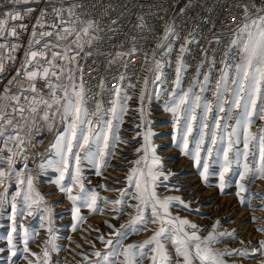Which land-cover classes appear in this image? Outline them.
I'll list each match as a JSON object with an SVG mask.
<instances>
[{
  "label": "snow or ice",
  "instance_id": "snow-or-ice-1",
  "mask_svg": "<svg viewBox=\"0 0 264 264\" xmlns=\"http://www.w3.org/2000/svg\"><path fill=\"white\" fill-rule=\"evenodd\" d=\"M9 2L14 6L13 9L0 11V73L5 71L6 61L15 62V53L23 46L20 36L29 31V25L23 21L30 18L35 11L32 7L18 10L15 6L30 5L36 0ZM48 4L49 7L41 9L40 16L31 25L24 58L16 69L15 76L0 91V153H8L6 157L0 156V163L7 165V170L0 168V186H3L6 179L11 178L13 172L17 184L25 186L17 191L11 202L13 223L7 237L11 256L17 255V252L12 250L15 248L13 233L18 231L16 216H23L25 212L32 215L33 206H39L43 201V197L33 186V177L14 169L17 151H25V136L22 133H25L29 125L35 128L39 120H43L51 131L56 117L59 116L61 121L66 123V128L62 134L56 135L55 142L51 145L56 150L58 159L48 161V166L53 167L59 174L54 183L73 204V231L77 228L76 222L84 219L80 215L82 207L88 208L91 213H103L104 209L98 203L101 199L104 203L119 206L113 208V212H122L125 205L135 210L134 214L129 213V220L121 224L119 229L109 224V228L113 229L109 238L104 235L97 237L104 244L105 251L102 253L97 250L92 253L97 258L95 264H143L145 259L150 260V264H225L222 255H231L232 252L226 250L219 253L212 244L218 241V237L235 238L233 232L217 235L216 228L220 221H216L212 226L213 230L207 236L201 237L198 225L178 215L173 216L170 211L173 201L179 202L185 209L189 207L188 204L178 196H167L163 199L159 197L156 191L157 182L161 176L164 180H167L168 176L161 171L162 163L156 155V147L151 139L154 133L150 127L142 133L141 147L135 149L139 159L131 162L130 171L126 175L127 187L120 190L99 185L106 191H118L117 199L101 198L95 190L85 187L82 167L84 161L91 164L95 168V174L100 176L102 170L108 166L109 158L116 155L117 143H130L118 133L120 126L125 123L123 117L128 112L127 101L132 99L127 89L134 88L135 85L129 83L125 87L124 81L129 78L120 74L117 77L120 87H115L112 91L110 107L104 109L102 102L97 101L95 110H91L87 106L84 75L78 57L85 46H90L97 39L94 35L97 25L93 20L81 19L76 11L80 7L77 3L65 5L64 0H48ZM242 19L244 23L237 27L235 38L225 50L224 59L221 61L223 67L219 70L220 74L214 86L211 72L217 61L213 58L208 71L202 72L201 69L208 63L207 50H204V60L198 66L192 84L186 90L182 87V74L186 70L183 55L188 51L187 45L193 42L185 38V43L179 48L175 80L164 110L170 112L173 117V141L184 155L190 156L198 170L202 169L199 175L206 184L210 175L208 158L212 157L214 147L220 165L218 175L221 193L226 186V174L230 172L232 165L235 163L240 166L242 170L238 173L236 196L241 205L250 206L251 198H264V193L247 192L255 179H264V127L258 128L256 132L252 131L257 120L264 121V15L253 18L245 7ZM173 32L171 27H167L163 41L168 42ZM176 38L179 39L178 36ZM215 42L219 43V40ZM160 48H166L168 53L173 50L170 43L167 46L166 43L157 44V49ZM136 51L137 49L133 48L129 53L118 52L116 56L122 58L125 55H133ZM156 54V50H153V59ZM144 60L148 62L147 54ZM116 62V59H113L109 64ZM124 67L127 68L128 65L125 63ZM160 68L161 63L156 60L153 83L161 80ZM77 73H80L79 77ZM148 82L145 77V87ZM98 87L102 91L106 90L103 78ZM197 88L199 92L195 91ZM209 90L213 95L211 100L203 97V93ZM144 99L145 89L142 88L139 93L140 106L137 109L140 123L137 128L144 127L146 123ZM197 109H201L203 113L199 118ZM221 113L223 115H220ZM198 119L199 138L195 141L194 150H190L189 136L192 135ZM229 121L233 122L230 124ZM140 135L141 133L137 132V136ZM132 139L135 140L136 137ZM240 144L243 145L242 149L238 147ZM14 148L17 151H14ZM24 167L27 169V163ZM66 180L69 183H66ZM74 188L78 190L75 194ZM243 193L246 195H242ZM18 197L22 198L24 205L20 209L17 208ZM4 198V194L0 193V202ZM128 200L135 203H128ZM149 225H156V229L148 239L139 243H124L129 235L147 231ZM41 226L43 227V224ZM20 228L23 229V225ZM259 230L264 231V228ZM51 231L49 227V232ZM29 239L30 236L24 229L23 252L37 256V253L30 252L28 248ZM168 244H171L174 256L169 252ZM52 248L58 250L55 243H52ZM261 250H264V240L260 241V249L255 251ZM233 251L247 255L245 250ZM43 255L45 259L42 264H49L50 257L46 249ZM24 259L27 264H34L27 256ZM85 259L87 260V257ZM37 264L41 262L38 260Z\"/></svg>",
  "mask_w": 264,
  "mask_h": 264
},
{
  "label": "rangeland",
  "instance_id": "rangeland-1",
  "mask_svg": "<svg viewBox=\"0 0 264 264\" xmlns=\"http://www.w3.org/2000/svg\"><path fill=\"white\" fill-rule=\"evenodd\" d=\"M165 32V31H164ZM164 43L160 38L154 44L148 56V68L146 69L139 86L131 100L127 101L128 112L124 115L125 123L120 126L119 136L130 141L128 144L117 143L115 147L116 155L109 158L108 166L102 170V175L95 174V168L87 161L82 163L85 187L95 190L101 198L107 197L114 200L119 197L118 191H106L99 185H105L108 189H125L127 187L126 175L130 171L131 162L139 159V155L135 153V149L143 144L142 133L148 128L154 133L152 143L156 147V155L160 157L164 175L168 176L164 180L163 176L157 182L156 191L161 199L167 196H178L189 207L185 209L179 202L173 201L170 211L173 216H180L188 219L191 223L198 225L200 229L199 235L205 237L213 230V224L220 221L216 228V234L222 232H233L234 237H218V241L212 244V247L219 253L226 250L232 252L231 255H222L225 264H264V250L260 249V241L264 240V198H251L249 205H241L239 198L236 196V182L239 180L238 173L242 169L235 163L232 169L226 174V186L223 193L219 188V162L216 158V147L213 149L212 157H209V177L207 184L199 175L195 162L182 153L180 147L173 141L174 133L173 117L170 112L158 111L156 108L157 93H160L164 82V62L166 60V48L157 49V44ZM156 50L157 54L153 59L152 53ZM160 61L163 67L160 68L161 80L153 83L155 73L154 63ZM152 69V70H150ZM148 78V84L145 87L144 78ZM145 89V99L143 107L145 112L146 123L144 127L137 128L140 123V115L137 111L140 106L139 93ZM202 110L197 109L198 118L202 115ZM220 115H223L222 113ZM212 121V115L209 116V123ZM229 121L228 123H232ZM199 119L194 124L193 133L189 136V149L194 150L195 141L199 138ZM264 127V121H256L252 131L256 132L258 128ZM66 123H62L59 133H63ZM137 132L141 135L137 136ZM58 134V133H57ZM56 134V135H57ZM56 135L51 141V145L55 142ZM136 137L135 140L132 138ZM177 135V139H179ZM242 149L243 145H238ZM94 150V149H93ZM83 155V153H82ZM205 155V153H202ZM56 150L51 147V155L46 158L41 165L35 170H16L22 174H30L33 177V186H40L44 193L48 196V200L54 206V214H49L44 206H33V214L23 216L17 215V229L13 233V244L17 252L16 256H11L7 237L12 230V198L16 196L18 190H22L25 186L17 184L15 172L8 180V187L4 200L0 202V264H27L25 256L32 260L34 264L44 261L43 255L46 249L49 253V264H95L96 257L92 255L94 251H105V246L98 236L104 235L109 238V234L113 229L109 228V224L119 229L121 224L129 220V213L134 214V209L123 207L122 212H113V208L119 206L110 203H104L101 199L98 203L103 207V213H91L88 208L82 207L80 215L84 219L77 221V228L73 231L71 225L74 223L72 219L73 204L67 199L64 193H61L54 181L58 178V173L53 167L48 166V161L57 160ZM222 159V156H221ZM251 160V157H250ZM243 163V161H241ZM0 168H3L0 166ZM23 178V176L21 177ZM230 181V182H229ZM69 183V181H65ZM247 184L248 182L245 181ZM1 187V186H0ZM78 191L73 189L74 194ZM129 191H132L129 189ZM250 193H264V179L257 178L251 183L247 189ZM242 195H246L243 193ZM22 198H17V208L20 209L24 205ZM128 203L135 201L128 200ZM147 215V213H146ZM116 217V218H114ZM255 217L256 219H253ZM43 224V227L41 226ZM23 225V229L20 226ZM51 227V232H49ZM24 229L27 230L30 239L28 248L30 252L37 253V256L29 255L23 252V235ZM156 225H149L147 231H140L131 234L124 241L127 243H139L148 239ZM70 237V239H69ZM115 239L114 237H112ZM52 243L57 245L58 250L52 248ZM167 243V242H166ZM169 252L174 256V250L171 244H168ZM245 250L247 255L240 254L233 250ZM11 256V261L9 257ZM87 257V260L85 259ZM143 264H150V260L145 259ZM198 264V262H197Z\"/></svg>",
  "mask_w": 264,
  "mask_h": 264
},
{
  "label": "built area",
  "instance_id": "built-area-1",
  "mask_svg": "<svg viewBox=\"0 0 264 264\" xmlns=\"http://www.w3.org/2000/svg\"><path fill=\"white\" fill-rule=\"evenodd\" d=\"M58 2V0H56ZM65 5L77 3V14L83 20H93L97 25L94 35L97 37L90 46H85L78 57L82 67L88 107L95 110L96 102L100 101L104 109L110 107L109 99L115 87H120L117 77L124 74L129 79L124 81L125 87L129 83L134 88H128V95L134 96L141 79L148 68V62L144 60L145 54L149 56L152 47L164 37V31L171 27L174 32L170 34L169 41L172 52L167 53L164 62V82L156 100L158 111L164 109L166 101L170 98V90L175 80L176 60L179 48L185 43V38L193 41L187 45L188 51L183 55L186 70L182 74V87L186 90L193 82L197 68L204 60L207 50L208 63L202 72H207L214 58L217 63L212 69V84L219 77V70L223 67L225 50L234 39L237 27L244 23L245 7L248 8L251 17L264 15V0H64ZM9 0H0V11L7 12L13 9ZM18 10L24 7H32L35 11L30 18L23 23L29 25V31L22 33L20 42L23 46L15 53V62H5V71L0 73V91L8 85L9 80L16 74L20 62L24 58V50L27 47L31 25L40 16L41 9L48 8V0H36L30 5H17ZM50 11V8H49ZM179 37L177 39L176 37ZM219 40V43L215 41ZM211 42V43H210ZM137 49L133 55H125L118 58L116 54L129 53L131 49ZM234 52V50H233ZM116 59V63L110 65L109 61ZM128 67L125 68L124 64ZM80 73H77L79 77ZM103 78L106 90L102 91L98 84ZM202 80V77H201ZM79 82V80H78ZM15 91V88H13ZM199 92V88L195 89ZM206 99H213L212 91L203 93ZM60 117L51 131L43 120H39L32 128L25 129V151H17L14 157V169L31 171L39 168L41 163L51 155V141L62 128ZM7 152L0 153L6 157ZM26 157V160H25ZM7 170L6 163H0ZM8 180L0 187V193L5 194ZM36 192L43 197L39 206H44L49 214H54V206L48 200L40 186H34Z\"/></svg>",
  "mask_w": 264,
  "mask_h": 264
},
{
  "label": "bare ground",
  "instance_id": "bare-ground-1",
  "mask_svg": "<svg viewBox=\"0 0 264 264\" xmlns=\"http://www.w3.org/2000/svg\"><path fill=\"white\" fill-rule=\"evenodd\" d=\"M163 67V63H162V65H161V68Z\"/></svg>",
  "mask_w": 264,
  "mask_h": 264
}]
</instances>
